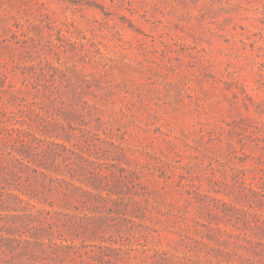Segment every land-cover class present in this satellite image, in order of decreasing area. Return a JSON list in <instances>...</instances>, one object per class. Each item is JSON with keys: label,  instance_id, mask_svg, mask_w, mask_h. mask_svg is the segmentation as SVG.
Masks as SVG:
<instances>
[{"label": "rangeland", "instance_id": "374dc122", "mask_svg": "<svg viewBox=\"0 0 264 264\" xmlns=\"http://www.w3.org/2000/svg\"><path fill=\"white\" fill-rule=\"evenodd\" d=\"M0 246L264 264V0H0Z\"/></svg>", "mask_w": 264, "mask_h": 264}, {"label": "trees", "instance_id": "16d2710c", "mask_svg": "<svg viewBox=\"0 0 264 264\" xmlns=\"http://www.w3.org/2000/svg\"><path fill=\"white\" fill-rule=\"evenodd\" d=\"M11 131H17L18 132V137H17V140L18 141H20V142H24L25 140H24V137H23V135H22V133H23V131L22 130H20V129H14L13 128V130H11ZM1 247V246H0Z\"/></svg>", "mask_w": 264, "mask_h": 264}]
</instances>
